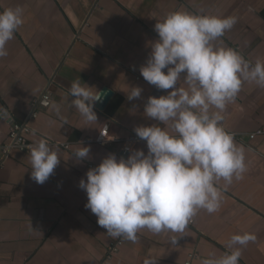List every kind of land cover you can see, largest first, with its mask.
Segmentation results:
<instances>
[{
	"label": "crops",
	"instance_id": "1",
	"mask_svg": "<svg viewBox=\"0 0 264 264\" xmlns=\"http://www.w3.org/2000/svg\"><path fill=\"white\" fill-rule=\"evenodd\" d=\"M12 120L0 264H264V0H0V147Z\"/></svg>",
	"mask_w": 264,
	"mask_h": 264
},
{
	"label": "built area",
	"instance_id": "2",
	"mask_svg": "<svg viewBox=\"0 0 264 264\" xmlns=\"http://www.w3.org/2000/svg\"><path fill=\"white\" fill-rule=\"evenodd\" d=\"M47 95L44 96L43 98L47 100ZM23 131H29V128L27 125H24L18 121H11V128H10V137H11V143L6 146H1L0 147V163L4 155L7 154L8 150L10 147H18L22 150H30L32 149L36 144L31 143L27 141L26 138L22 135ZM259 134H264V129H260L254 133L250 134V138H254L256 135ZM216 135V132L214 130H210L207 133H203L201 131H193L192 133H188L185 135H181L180 137H177L179 142H183L185 145L188 147H199L201 146L209 137H213ZM223 138H240V134L233 132V131H227L226 133L222 134ZM96 142L105 145L108 140V125H105L100 134L96 139H94ZM166 137L157 135L154 133L153 135L150 136H140L138 134H130L128 135L124 141H123V146H122V151L123 152H130L135 145L138 143H145L148 144L154 148H161L162 145L165 143ZM139 221L138 217L135 213H132L129 216L128 224L125 229V234H132L133 232L136 231L138 227ZM122 246V239L117 238L115 239L111 244H110V255L116 253L119 251L120 247ZM197 255L195 253L190 254V259L187 261L186 264H191L192 260L196 257Z\"/></svg>",
	"mask_w": 264,
	"mask_h": 264
},
{
	"label": "water",
	"instance_id": "3",
	"mask_svg": "<svg viewBox=\"0 0 264 264\" xmlns=\"http://www.w3.org/2000/svg\"><path fill=\"white\" fill-rule=\"evenodd\" d=\"M113 95H114V91L112 89H110L109 87L104 86L102 88V90L100 91V93L96 97V100H95L96 108L103 111L107 107V105L110 102V100L112 99ZM159 96H160V90L155 89L154 92L152 93L150 99L148 100L147 105H146L147 110H151V108L154 106V104L158 100ZM40 102L42 104H47L48 100L40 99ZM121 155H128V152L122 151Z\"/></svg>",
	"mask_w": 264,
	"mask_h": 264
}]
</instances>
